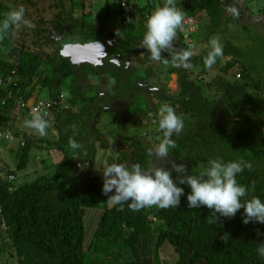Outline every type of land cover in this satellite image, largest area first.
Returning a JSON list of instances; mask_svg holds the SVG:
<instances>
[{"label": "trees", "instance_id": "16d2710c", "mask_svg": "<svg viewBox=\"0 0 264 264\" xmlns=\"http://www.w3.org/2000/svg\"><path fill=\"white\" fill-rule=\"evenodd\" d=\"M18 1L32 5L40 2ZM53 1L58 12L53 19H41L35 24L28 38L32 44L24 42L18 47L16 28L0 37V76L13 80L7 90H13L14 95L20 91L18 96L26 99L39 98L46 92L49 99L59 102L60 95L65 94L70 104L69 108L56 105L55 118L48 120L50 126L57 128V138L46 137L38 142L36 135L29 140L23 131L24 121L30 118L29 108L22 107L14 114L16 95L7 98L6 89H0V131L14 138L2 144H18L13 150L17 164L5 161V155L0 158V264H138L139 248L150 246V240L156 250L169 244L175 264H264V257L257 255L259 244L264 243V224L243 223V208L231 218L217 213L215 220L213 210L206 206L188 207L191 189L187 184L179 185L184 188V195L177 208L152 206L131 211L129 202L108 207V196L102 191L103 179L96 177L84 187L63 182L70 173L81 174L83 164L96 155V141L103 140L98 128L101 111L108 110L106 107L115 109L119 126L132 123L141 126L137 129L140 131L148 113L138 109L144 105L154 112L155 94L184 118V131L172 137L177 147L164 159L153 157L152 163L150 150L158 144V138L137 134L122 146L115 162L170 170L173 163L184 164L186 174H195L199 171L197 166L206 165L210 159L242 160L252 165L237 176L238 182L249 190L247 198L264 199V76L259 63L250 61L246 51L229 40L222 45L224 54L213 66L218 71L203 75L202 69H208L204 59L211 47L195 37L199 26L186 36L178 31L175 50H190L194 55L189 61L191 67L182 68L175 66L167 52L162 54L168 62H161L169 65L164 81L169 82L173 74L178 76V90L172 94L155 85L161 74L154 69L150 53L139 47L148 16L164 0H144L142 4L141 0H134L127 7L117 5L114 14L108 10L109 16L121 25L118 33L96 27L97 18H93L88 0ZM177 6L184 16H193L198 25L197 15L206 13L210 18L206 27L209 34L220 27L221 21L233 19L232 14L239 24L252 18L247 5L238 0H177ZM10 10L6 0H0V19ZM135 12L140 13L139 23L133 20ZM62 37L104 41L110 54L105 65H74L60 54L59 45L63 43L57 38ZM47 44L57 45L54 54L45 51ZM138 57L151 63L142 68L133 65ZM234 66L240 70L237 74L231 73ZM199 67L200 72L193 76ZM133 103L136 104L130 107ZM72 140L83 147L73 151ZM42 145L64 155L58 163L59 170L34 181H22L33 170L34 152ZM39 171L40 168L35 169ZM96 173L102 174L95 168ZM10 174L15 179L4 181ZM176 175L173 170L174 179ZM112 194L114 190L108 195ZM100 201L104 206L98 204ZM88 209L91 211L87 214ZM225 234L229 236L227 242L222 239Z\"/></svg>", "mask_w": 264, "mask_h": 264}, {"label": "clouds", "instance_id": "9594fccd", "mask_svg": "<svg viewBox=\"0 0 264 264\" xmlns=\"http://www.w3.org/2000/svg\"><path fill=\"white\" fill-rule=\"evenodd\" d=\"M88 1L92 4L98 0ZM115 1L116 5H121L120 2ZM131 1L128 0L125 6H121L127 7ZM93 6L94 4H92ZM106 7L108 9V3ZM90 9L94 11L92 8ZM184 18V12L177 6V0H164L163 4L148 16L146 31L139 47L146 49L153 61L167 63V59L162 55L167 52L176 67H191L189 61L194 52L190 50L177 52L174 47V40L177 38L178 31L183 28ZM21 26L28 29L36 27L34 23L26 18L25 9L22 6L8 11L0 19V37L9 34L13 28H20ZM77 41L74 40V42ZM223 54L221 43L218 40H212L211 48L204 59L205 66L211 69ZM115 60L117 59L113 61L115 62ZM7 79L8 84L3 89L9 92L7 88L13 80ZM14 86L17 85L14 84ZM19 92L17 91L15 94L16 102L20 98L29 103L38 99H46L42 97L26 99L22 95L18 96ZM15 95L13 92V96ZM7 98L10 97L7 96ZM60 98L61 102L53 100L56 104L53 107V118L49 120L50 122L55 118L56 105L61 104L64 108L70 107V104H67L68 99L65 94L64 97L60 95ZM16 106L20 107L18 102ZM75 110H77V107ZM158 116V130L162 131L163 135L158 137V144L155 145L153 150H150L152 163L153 157L164 159L171 154V150L177 147L176 141L172 139L173 135L181 134L185 128L183 116L178 114L175 108L169 104H164L159 108ZM49 127L48 120L45 119L39 108H33L30 118L24 121V128L34 130L40 136L47 135ZM82 147L76 140L70 141V148L73 151L80 150ZM112 152V148L107 151L101 149L96 153L93 160L96 170L102 172V191L108 196L106 200L110 208L122 206L125 202H129L128 206L131 211H140L152 206L161 209L177 208L180 205L181 196L184 195V188L179 185L187 184L191 189L190 194L187 195L188 207L198 209L201 206H206L208 209L213 210L215 220H218L217 213L220 216L231 218L243 208V223L257 222L264 224V199L259 196H252L248 199V188L237 180V176L245 169H251L252 165L249 162L242 160L226 162L222 158H214L208 160L206 165H198L199 171L195 174H192V172L186 174L187 168L184 164L173 163L170 170L156 166L145 168L140 163L129 165L127 162H110L109 157L112 156ZM1 153L2 147L0 144V158H2ZM173 170L177 174L175 179L172 176ZM113 190L114 194L108 195ZM222 239L227 242L229 239L228 234H225ZM257 255L264 257V243L259 244Z\"/></svg>", "mask_w": 264, "mask_h": 264}, {"label": "rangeland", "instance_id": "374dc122", "mask_svg": "<svg viewBox=\"0 0 264 264\" xmlns=\"http://www.w3.org/2000/svg\"><path fill=\"white\" fill-rule=\"evenodd\" d=\"M18 0H6V3L9 4L11 9L23 7L25 9V16L27 19H29L32 23L36 24L41 19L45 20H51L55 17L56 13L58 12L57 9L53 6L54 1L53 0H40L39 5H32L29 2H23ZM33 1V0H32ZM240 3H245L247 5L248 9L250 10V14L252 16L251 19L245 18L244 22L242 24H239L236 21V17H234V14H232L233 19H225L224 21H221L220 27L216 29V31L213 34H209L208 30H206V27L208 26V23H210V18L206 16V13H201L197 15V18L200 19V26L199 31L197 35L195 36L198 40H202L206 43V45L211 47V41L212 40H218L221 45H223L227 41H232L238 46H241L247 53V57L250 61L258 62L260 67V73L264 76V0H238ZM244 1V2H243ZM144 0H141L140 3L142 4ZM108 3V9L109 12L112 14L115 13L116 9V1L115 0H98L93 7H91L94 11H92L93 18H97V22L94 24L96 27H104L108 31L118 33L120 32V24H118L115 19H112L109 16L108 9L106 7V4ZM46 4V5H45ZM262 9V10H261ZM252 12V13H251ZM133 16H136L133 20L136 23H139L140 20L138 17H140V13H133ZM205 28V29H204ZM15 33V39H16V45L20 47L24 42L27 44H32L28 40L32 32V29L25 28L21 26L20 28H16ZM206 31V32H204ZM123 34V31H122ZM57 40H60V43L66 44L69 42H74L78 40V38L75 37H69V38H57ZM109 40V39H108ZM62 44V45H63ZM61 44L59 45V47ZM57 45H44L45 51H47L49 54H54V51L56 49ZM151 63L149 60H146L143 57H138V59L133 60V65H138L140 68L145 67L147 64ZM152 64L156 72L160 73L161 79L159 81H155V85L158 87H163L169 90L170 93H175L178 90V76L177 74L171 75V79L169 82H165L164 78L166 76V68L169 67V65L163 63L161 61H153ZM198 68V67H197ZM217 72L218 69L215 67H212L211 69H202V73L207 74L210 72V75L213 72ZM238 67H233L231 73L237 74L239 72ZM198 72H200V67L197 71L194 72L193 76H195ZM159 76V78H160ZM94 91L90 93V95H93ZM40 97L42 98H48V95L46 92H43L40 94ZM153 100L156 103V107L154 109V112H150L146 108V106L142 105L138 109V112H141L140 110L143 109L148 114V118L145 120V126L140 130L137 131V129H140L141 126H135L132 123H128L124 126H119V124L116 122L115 117V109H112L111 107H106L108 110H103L100 112L101 120L98 123V128L102 133L103 140L98 139L96 141V153L103 149L107 151L109 148H112V156L109 157L110 162L117 161V157L120 156L122 151L121 145H126V142H131L133 137H136L137 134H141V136L144 137L147 136V138H153L156 136L162 137L163 133L162 131L158 130V112L159 108L164 104H169L167 100L162 99V97L159 98L155 96V94H152ZM83 102L80 103V106H82ZM68 104V103H67ZM136 103H133L130 107H133ZM138 104H140V101H138ZM79 107H77L78 109ZM76 109V107H75ZM14 114H18L17 110L13 111ZM30 110L28 111V116L30 117ZM18 127V126H17ZM24 128V125H23ZM24 131V134L29 137L28 139L32 140L36 137L39 139H45L50 137H56L58 135L57 128L54 126H50L47 129V135L40 136L38 132L26 129ZM37 140V139H36ZM15 142V141H13ZM10 142H4L1 144L2 150H4V147L6 145H9ZM99 143L102 144V148H100ZM43 144L40 143V145ZM44 146V147H43ZM45 145H42V149L34 152V166L33 170L29 171V175L26 177H23L22 181H34L41 175H53L56 173L60 166L61 161L64 160V155L59 152L58 150H48L45 149ZM94 158L83 165L84 171L79 174H69L66 176V178L63 179V182L65 184H80L83 187L86 186L88 183H91L96 177L99 179H103V175L96 173L95 174V164H94ZM18 159L15 156V161L9 162L10 164L16 163L17 164ZM45 162V163H43ZM45 164L48 165V168H45ZM52 164V165H51ZM36 168H40L39 172H35ZM100 206H104L102 204L103 201L98 202ZM90 261V260H88ZM113 263V262H111Z\"/></svg>", "mask_w": 264, "mask_h": 264}, {"label": "water", "instance_id": "95a60500", "mask_svg": "<svg viewBox=\"0 0 264 264\" xmlns=\"http://www.w3.org/2000/svg\"><path fill=\"white\" fill-rule=\"evenodd\" d=\"M109 43H112L111 41ZM60 54L64 57L70 58L71 62L82 67L84 64L89 63L95 67L104 66L105 59L110 55L107 45L104 41L94 40L83 42L79 40L77 42H69L61 45ZM77 54H80V58ZM116 63H120L115 60ZM130 64V63H129ZM105 82L104 77L102 83Z\"/></svg>", "mask_w": 264, "mask_h": 264}, {"label": "built area", "instance_id": "2783aa9c", "mask_svg": "<svg viewBox=\"0 0 264 264\" xmlns=\"http://www.w3.org/2000/svg\"><path fill=\"white\" fill-rule=\"evenodd\" d=\"M117 2H120L121 5L125 6L128 2V0H117ZM184 23H183V28L179 30L181 33H183L185 36L189 34L191 31H195L198 28V22L195 20L193 16H184ZM7 80L3 79L0 77V89H3L7 86ZM15 85H17L15 83ZM8 97L13 96V91L9 90L8 92ZM62 97H64V94H62ZM18 104L20 107H28L30 112L33 108H39L40 112L44 114L45 119L50 120L53 118V107L56 104L55 101L50 100V99H38L36 101H33L31 103L24 101L23 99H18L17 100ZM5 104V100L2 102ZM28 110V111H29ZM13 135L10 133H5L4 131H0V143H2L5 140L12 141ZM15 179V176L13 174H10L4 179L6 182H11L12 180Z\"/></svg>", "mask_w": 264, "mask_h": 264}, {"label": "crops", "instance_id": "0c3cea01", "mask_svg": "<svg viewBox=\"0 0 264 264\" xmlns=\"http://www.w3.org/2000/svg\"><path fill=\"white\" fill-rule=\"evenodd\" d=\"M132 0L130 4L133 2ZM95 4V3H92ZM46 5V4H45ZM17 104V102H16ZM22 108L16 106L15 110L19 113ZM23 131H26L25 129ZM121 146H125L124 144ZM18 144L10 142L9 145L4 147L3 155H5L4 159L7 162H13V156L15 153L13 150H17ZM5 151V152H4ZM91 209H88L87 214L90 213ZM176 258L173 255V250L169 244H164L159 250H156L155 246L151 243L150 246L143 248H139V256L137 258L138 264H175Z\"/></svg>", "mask_w": 264, "mask_h": 264}, {"label": "bare ground", "instance_id": "6f19581e", "mask_svg": "<svg viewBox=\"0 0 264 264\" xmlns=\"http://www.w3.org/2000/svg\"><path fill=\"white\" fill-rule=\"evenodd\" d=\"M77 55H78V56H79V58H80V56H81V55H80V54H77Z\"/></svg>", "mask_w": 264, "mask_h": 264}, {"label": "flooded vegetation", "instance_id": "af4514ba", "mask_svg": "<svg viewBox=\"0 0 264 264\" xmlns=\"http://www.w3.org/2000/svg\"><path fill=\"white\" fill-rule=\"evenodd\" d=\"M79 41V40H78Z\"/></svg>", "mask_w": 264, "mask_h": 264}]
</instances>
